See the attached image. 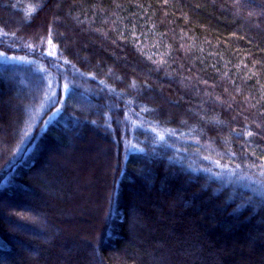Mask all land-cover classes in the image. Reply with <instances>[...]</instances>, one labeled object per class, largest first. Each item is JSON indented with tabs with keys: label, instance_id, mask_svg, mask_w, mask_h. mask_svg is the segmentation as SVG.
<instances>
[{
	"label": "trees",
	"instance_id": "1",
	"mask_svg": "<svg viewBox=\"0 0 264 264\" xmlns=\"http://www.w3.org/2000/svg\"><path fill=\"white\" fill-rule=\"evenodd\" d=\"M11 1L0 0V264H264V198L207 172L264 180V0ZM49 74L54 99L42 97ZM26 106L41 112L28 128ZM71 144L99 146L111 171L98 235L78 254L56 223L81 208L68 199L76 166L52 155Z\"/></svg>",
	"mask_w": 264,
	"mask_h": 264
},
{
	"label": "rangeland",
	"instance_id": "2",
	"mask_svg": "<svg viewBox=\"0 0 264 264\" xmlns=\"http://www.w3.org/2000/svg\"><path fill=\"white\" fill-rule=\"evenodd\" d=\"M10 2L13 1L10 0ZM17 5L18 4L15 3L13 6H17ZM10 7L15 8L12 6ZM69 40H70L69 43L68 41L65 42L62 39L60 41H62L65 48L69 47L68 48L69 52H72L73 49L72 43L73 44L74 42L77 43L80 41V39L76 40L71 38ZM55 44L57 43L54 42V46H52L54 47L53 50L54 49L57 50L58 53H60V55L63 56L64 50L60 47L59 44H58L59 47L56 46ZM52 47H50V50L52 49ZM52 54H54V52ZM12 59H18V58H12ZM18 60H23V59H18ZM77 76L84 80L89 78L83 74H78ZM53 81H54L53 76L51 74L43 78L44 84L43 87L41 88H42V97H44V99L46 98V96L48 98L54 99V96L56 95L58 90L57 88L58 85ZM62 91L64 95L65 93L64 89ZM62 91H61V95H62ZM44 99L41 103L44 102ZM12 103H10V105L8 106L11 108L10 110H12V114H15V118H16V116L20 115L22 109H18L17 107H14V104L13 106H11ZM41 106L42 104L39 106V108H41ZM25 111H27L26 126L28 128L33 124V122H34L33 125H35L39 121L41 112L39 114V109L35 110L34 107L29 109V106H26V109L24 110V115L26 113ZM56 111L58 110L57 109L54 110L53 113L55 112L56 114ZM52 118L53 116L50 115L48 121H50ZM132 123L136 124V122L134 121H132ZM22 124H23V120H22ZM129 126L133 127L131 125V122ZM147 130L150 131L152 137H154L156 140L163 138V135L165 134V131H161L157 127L155 128L148 127L145 129V131ZM19 133L20 131L17 128V131L15 132L16 138H18ZM6 135L7 133L4 134V136ZM88 143H90V141L81 142L80 145L82 146ZM71 146L72 144L70 145V147ZM72 150H73L72 147L71 148L68 147L67 149L64 150V153L61 150L59 153L54 152V154L52 155L54 159L57 161L58 163L57 165L59 166V168H61L63 171L64 170L73 171L75 166L77 168V170L75 169L76 178L73 182H71L72 184L70 186L72 193L71 196L68 197V199L70 198L71 200L73 199V202L77 200V203L81 204V208L79 207V205L76 206L71 202L69 208H66L68 207L67 205L63 207L66 208V211H64V213L60 214V216L58 215L59 217L56 215L57 216L56 223H60V224L62 223L67 227V229H68V224L70 227H72L71 228L72 232H70L69 230L67 231V235L69 236L65 237V240L67 241V245L75 250L74 253L78 254L82 250L81 247L79 248L77 247L78 242L81 243L82 245L85 244L82 243V240L83 242L86 241L87 243L92 242L91 245L89 244V246L91 247L93 242L95 241L96 235H98V233L95 235L93 234L96 232V229L98 230L99 227L101 226V220L103 219L105 207L107 206V198L109 196V188H110L109 178L111 171L109 170L110 167L108 165L109 157L104 155V151H100L99 146H96L95 148H92L90 150L79 151L77 155H75V152H73ZM69 154H73V155L69 156ZM74 155L75 157H73ZM207 172L213 175V178H216L218 181L222 182L223 184L249 190L250 192L264 198V180L261 174H257L256 172L253 171H242L241 169L240 170L228 169L216 165L212 166L210 170ZM40 191L45 192L42 191L41 189ZM45 193L51 198H53L50 192H45ZM67 209H69L70 212H68ZM63 225H61L60 226L61 229H59L61 234L59 235L58 233H54L53 234L54 238H59L58 235L63 237L64 234ZM77 229H79L81 232L80 233L76 232L78 231ZM75 240L78 241L75 242ZM59 242L61 243L63 241L60 240ZM24 253L27 255L29 254L28 251H25ZM63 253L67 254V252H63ZM152 255L153 254H150L149 257H153ZM65 257L68 256L65 255ZM68 261L69 262H67L66 264H76L75 255L71 256Z\"/></svg>",
	"mask_w": 264,
	"mask_h": 264
},
{
	"label": "snow or ice",
	"instance_id": "3",
	"mask_svg": "<svg viewBox=\"0 0 264 264\" xmlns=\"http://www.w3.org/2000/svg\"><path fill=\"white\" fill-rule=\"evenodd\" d=\"M49 43H51V41H49ZM249 135H251V133H249Z\"/></svg>",
	"mask_w": 264,
	"mask_h": 264
}]
</instances>
